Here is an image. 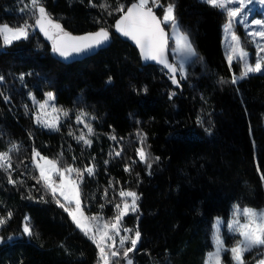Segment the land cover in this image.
Masks as SVG:
<instances>
[{
    "label": "trees",
    "instance_id": "obj_1",
    "mask_svg": "<svg viewBox=\"0 0 264 264\" xmlns=\"http://www.w3.org/2000/svg\"><path fill=\"white\" fill-rule=\"evenodd\" d=\"M134 2L42 0L64 31L105 27L113 34L108 47L67 62L39 27H31L36 16L29 0H0V24L30 25L26 39L4 45L0 37V152L13 143L20 146L11 154L12 169L0 170V216L12 213L0 226V264L98 261L96 244L60 206L64 203L59 196L54 198L42 180L37 182L33 148L61 168L95 166L94 175L85 173L79 183L87 214L111 220L118 214L114 206H122L121 189L139 194V210L126 217L141 233L133 264H205L216 216L228 214L235 203L264 206V72L232 84L241 63L230 67L226 57V15L201 0H174L176 19L197 53L176 86L164 66L145 64L139 50L114 32L122 14L115 9L123 5L126 10ZM26 4L29 10L22 12ZM154 10L163 14L162 8ZM171 60L175 62L172 53ZM46 91L55 92L62 114L59 130L35 120L29 93L43 97ZM82 111L89 114L84 123L91 124L93 134L76 120ZM81 132L91 146L76 139ZM138 132L146 134L151 157L160 158L151 161V169L139 161ZM9 172L15 184L9 183ZM27 214L31 236L23 232ZM257 257L256 250L247 252L246 264Z\"/></svg>",
    "mask_w": 264,
    "mask_h": 264
},
{
    "label": "snow or ice",
    "instance_id": "obj_2",
    "mask_svg": "<svg viewBox=\"0 0 264 264\" xmlns=\"http://www.w3.org/2000/svg\"><path fill=\"white\" fill-rule=\"evenodd\" d=\"M92 3V0H89ZM206 4L211 7L217 8L223 14L226 15V23L224 29L226 32H231V38L233 44L229 45L230 51L227 54V60L231 67L234 59L243 62L242 70L239 74L233 75L231 79L232 84H237L239 80H242L252 73L264 71V47L258 46L257 59L254 64L247 62L248 53L244 50L240 38L236 36L235 32L232 31L233 23H247L245 20H241L240 17L244 15L246 10L245 0H204ZM247 4H251L253 0H246ZM260 4H264V0H259ZM31 6V14L36 16L34 25L31 27H39L40 31L53 42V51L59 53L62 57H68L73 53L80 54L87 52L95 47H98L110 38V33L107 28L101 27L96 32L86 33L83 36H73L71 33L64 31L61 24L55 22L51 16L47 13L46 8L43 6L42 0H29ZM29 4H26L21 9L22 12L29 10ZM100 7L108 8L109 5L101 4ZM162 8L163 17L162 19L157 17L153 8ZM175 3L174 0H170L166 5L161 0H136L130 7H127L125 11L124 6L120 5L115 9L117 12L123 14L115 22V28L125 37L131 38L137 46L140 48L141 55L146 60H154L159 64L163 65L170 73V79L173 84L178 85L179 79L177 75H184V64H176L169 62L168 51H171L179 55L182 59H188L197 55L195 48L192 45L189 34L185 31H181L180 26L175 16ZM111 15V12H109ZM170 24L172 27V34L170 35L165 31V28L161 24ZM252 25H259V30L250 31L248 35L250 37H259L264 40V19H253ZM29 27L27 21L21 25H9L7 23L0 24V37L4 45L12 44L14 41L20 39H26L29 35ZM55 33V36L53 35ZM169 41H172L170 45ZM239 45V49L237 46ZM24 74L20 75V79L23 80ZM4 80L3 76H0V82ZM111 81V77H109ZM221 84L226 83L223 79L220 81ZM147 91V89H144ZM171 93L170 95H174ZM2 95V93H0ZM29 96L35 101V97L29 93ZM46 99L39 103L41 113L35 115V120L38 124L43 127L59 130L58 120H49L42 118L45 114L43 110L48 105L49 101L54 99L53 93H46ZM5 100L9 97H4ZM53 111H57L53 105ZM65 116L68 113L65 111ZM89 114L81 112L77 115L76 120L78 123H84L85 119L88 118ZM94 119V118H93ZM202 122V121H201ZM84 127L87 128L89 134H93V128L90 123H84ZM73 133H69L72 135ZM139 143L141 147L136 149L137 155L140 162L146 163L147 167L151 169V161H158L159 157H151V154L145 149V141L147 139L146 134L138 132ZM78 141H83L84 144L91 146L92 141L88 139L83 132L76 137ZM110 139L116 140L115 136ZM122 139V138H121ZM18 144H11L8 150L0 152V170L8 171L12 169L11 154L14 151L19 150ZM120 151H115L116 156H120ZM112 155V153H110ZM32 162L34 166L39 170V177L36 178L39 183L41 180L44 185L49 189L55 198L57 191L64 196L68 204H75V208L71 209L65 207L64 204H60L61 207L68 212L76 226L84 232L85 235L89 236L91 240L96 244L98 249V264H117V259L120 258L126 262V264H133V260L130 257V253H133L137 249V245L141 239V233L138 228L134 231L131 236L120 235L121 231L125 233H132V229L122 228L121 221L124 216L138 211V203L140 196L133 190L121 189L118 193L122 200L123 207L121 204H116L114 207L117 210V215L113 217V222H105L103 224V230L99 224L95 226V229L90 225L89 218L84 217L82 208L80 193L78 191L79 183L82 182L83 176L86 173L89 176L94 175L95 166H85L83 169H77L69 165L66 168H59L56 160H51L48 157L42 156L35 148L32 150ZM108 161H105L107 163ZM125 171H130L129 167H125ZM57 174L60 177L59 185L53 181V174ZM76 173L79 177V181L71 179V174ZM264 179V177H262ZM9 183L15 184L16 181L11 178L9 172ZM67 189V191H66ZM107 195V189L105 190ZM130 198V200L128 199ZM59 204L60 202L57 201ZM104 206L101 205V208ZM12 216L11 212H8L7 217L0 216V226L7 222ZM243 217L244 222H241ZM99 218L93 216L90 218L91 221H97ZM28 217H25V223L23 225V232L29 236L33 235L32 227L27 222ZM229 231L237 234L239 239L234 246L231 248L224 247L223 239L220 237L218 231L214 233V252L209 253V258L214 261V264H222V253L230 252L231 258L234 264H246L244 255L247 252L252 251L254 248H264V210H256L250 207L241 208L239 205H234V215L232 221L228 223ZM96 233H99V239H97ZM115 236H119V249L115 248L116 240ZM111 241V243H109ZM126 244L130 246L125 247ZM205 264H209L206 261ZM257 264H264V259L257 261Z\"/></svg>",
    "mask_w": 264,
    "mask_h": 264
},
{
    "label": "rangeland",
    "instance_id": "obj_3",
    "mask_svg": "<svg viewBox=\"0 0 264 264\" xmlns=\"http://www.w3.org/2000/svg\"><path fill=\"white\" fill-rule=\"evenodd\" d=\"M201 1H204V0H201ZM245 3H246V10H242V11H244V15H242L240 17V19L241 20H245L247 23L246 24L245 23H238V22H235L234 21L232 31H234L235 34H236V36H238L240 38V41H241V44H242L244 50L248 53L247 62L249 64H254L255 63V60L257 59L256 53H257V50H258V46L264 47V40H261L259 37H250L248 35V33L250 31L259 30L261 28V26H259V25H252L251 24V21L253 19H264V4H260L259 3V0H253V2L251 4H247V2L245 0ZM153 9H155V8H153ZM161 17H163V14L161 15ZM165 25H167L168 30H169V34L171 35L172 34V27H171V25L170 24H165ZM13 26H15V25H13ZM180 29H181V27H180ZM181 31H183V30L181 29ZM189 37L191 39V42H192L193 47L195 48L193 39L191 38L190 35H189ZM170 42L172 43V41H170ZM231 44H233V41H232V38H231V32H226L225 29H224L223 46H224V50H225V53H226V57H227V54L230 51L229 45H231ZM237 48L239 49V45L237 46ZM195 51H196V49H195ZM171 53L173 54L174 60H175V62L177 64H180V63H183L184 64V75H186L187 74V65H188V62L193 57L192 58H188V59H182L179 55L173 53L172 51H171ZM235 61H238V60L234 59L233 62H235ZM240 63H241V70H242L243 62L240 61ZM241 70H240V72H241ZM240 72H238L235 75L239 76ZM262 72H264V71H262ZM257 73H260V72H257ZM46 93H53L54 94V99L51 100V101H49L48 105L43 110V113L45 115L42 118H46V119H49V120L55 119V120H58L59 121V124H60L61 119H62V114H61V112L59 111V109L56 106V95H55V92L54 91H46L45 94ZM31 94L35 97V101H36V102H34L33 99L30 97L32 99V101L34 102L35 106H36V113H35V115H36L38 113H41V109L39 108V103H42L46 99V96L44 94L43 97H37L33 92H31ZM53 105L57 109V111H55V112L53 111ZM47 129H50V128H47ZM51 130H54V129H51ZM45 157H47V156H45ZM48 158L51 159V160H54V159H52L50 157H48ZM57 166L59 168H61L59 166V163L58 162H57ZM61 169H63V168H61ZM70 178L73 179V180L79 181V177H78V175L76 173H72ZM52 179H53V181H55V183L57 185H59V182H60L59 175H57V174L54 173L53 176H52ZM66 191H67V189H66ZM78 191L80 193L79 188H78ZM56 195L59 196V198L66 205V207H69L71 209H74L75 208V204L74 203L68 204V202L65 200L64 196H62L59 191H57ZM80 200H81V196H80ZM137 203H138V210H139V200L137 201ZM234 205H239V204H237V203L233 204L231 206L228 214L216 216L215 219H214V221L212 222V226H211V230H210V238H211V241H212V249H210L207 252V255H206V261H209V264H214V261H211L210 258H209V255H208L209 253L214 252V250H215V248H214V233H216L218 231L220 237L223 239L224 247H226V248H231L232 246L235 245V243L239 239H241V237H239L237 234L229 231V229H228V223L230 221H232V219H233V215H234ZM239 206L241 208H243V207H250V208L256 209L258 211L259 210H264V206H262V207H251V206H241V205H239ZM121 207H123V203H122V206ZM81 208H82L84 217L89 218V223L93 227V229H95V226L97 224H99L100 227H101V230H103V224L105 222H109V223L113 222V219L110 220V219L106 218L103 214H91V215L90 214H87L85 212L84 208H83L82 201H81ZM129 214H131V212H129ZM129 214H127L126 216L123 217V219L121 221V225H122V228L132 229L133 232L132 233H125V232L121 231L120 235H128V236H131V235L134 234V231L137 228L139 230L138 224H135V225H128L127 224L126 217ZM93 216H96L99 219L97 221H91L90 218L93 217ZM26 217L29 218V220L27 222L30 224V220H31L30 215L27 214ZM240 219H241V222L243 223L244 222L243 217H241ZM25 222L26 221H24V223ZM30 226H31V224H30ZM96 235H97V239H99V233H96ZM13 237H15V236H10V238H13ZM2 240H3V238L0 235V243H2ZM115 240L117 241L116 244H115V248L116 249H119L121 247L119 245V243H118L119 236H115ZM140 242H141V239H140V241H139V243L137 245V248L139 247ZM109 243H111V241H109ZM128 246H130V244H126L125 245V247H128ZM253 250H256V255L258 256L256 258V260L254 261L253 264H257V261L258 260L264 259V248H254ZM135 251L133 253H130L129 254L130 257L132 258V260L134 259ZM227 255H229V258L232 260L231 253L230 252H224V253H222V257H221L222 264H234V261L233 260H232V262H229V259L227 258ZM116 259H117V264H126V262L124 260H122L120 258H116ZM244 259H245V255H244ZM96 264H98V261L96 262Z\"/></svg>",
    "mask_w": 264,
    "mask_h": 264
},
{
    "label": "water",
    "instance_id": "obj_4",
    "mask_svg": "<svg viewBox=\"0 0 264 264\" xmlns=\"http://www.w3.org/2000/svg\"><path fill=\"white\" fill-rule=\"evenodd\" d=\"M134 3H135V2H134ZM132 4H133V3H132ZM132 4H131V5H132ZM131 5H130V6H131ZM130 6H129V7H130ZM126 10H127V9H126ZM126 10H125V11H126ZM153 11L156 13L157 17H159V18L162 19V17H161V16H160V15H159L154 9H153ZM122 14H123V13H122ZM122 14H121V15H122ZM121 15H120V16H121ZM120 16H119L117 19H119ZM117 19H116V20H117ZM115 22H116V21H115ZM161 26L165 28V31H166L167 33H169V30H168V28L165 27V24H164V23H162ZM98 30H99V29L94 30V31L85 32V33H73V32H70V31H66V32L71 33L73 36H83V35L86 34V33L96 32V31H98ZM108 31H109V33H110V38H109V40H108L107 42H105L104 44H102V45H100V46H98V47H95V48H93V49H91V50H89V51H87V52L80 53V54L73 53V54H71V55L68 56V57H62L61 55H59V53H57V52H56V53L59 55L60 58H62L63 60H65V61H67V62H72V61H76V60H82V59H85V58H87V57H89V56H92V55L96 54L99 50H101V49H103V48H106V47H108V46L111 44V42H112V40H113V34H112V32H111L110 30H108ZM114 32H115L119 37H121L124 41H127V42L131 43L133 46H135V47L139 50V52H140V48L137 46V44H136L131 38H129V37H125L124 35H122L120 32H118V31L116 30V28H115V23H114ZM169 43H170V41H169ZM140 55H141V52H140ZM167 55H168L169 62H171V63H175V62H173V61L171 60V49H169ZM141 57H142V55H141ZM142 60H143V62H144L145 64H155V65L163 66V65L159 64L158 62H156V61H154V60H146V59H144L143 57H142ZM166 70H167V69H166ZM169 75H170V73H169ZM177 79H179V81H180L179 74L177 75ZM175 85H176V84H175ZM176 86H181V82H179V84L176 85Z\"/></svg>",
    "mask_w": 264,
    "mask_h": 264
}]
</instances>
